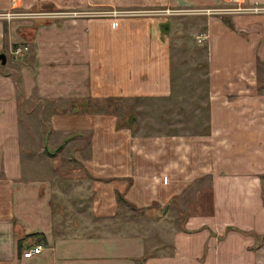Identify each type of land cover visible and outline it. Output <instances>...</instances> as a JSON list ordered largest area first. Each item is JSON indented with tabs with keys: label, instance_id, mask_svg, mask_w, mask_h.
Returning a JSON list of instances; mask_svg holds the SVG:
<instances>
[{
	"label": "crops",
	"instance_id": "1",
	"mask_svg": "<svg viewBox=\"0 0 264 264\" xmlns=\"http://www.w3.org/2000/svg\"><path fill=\"white\" fill-rule=\"evenodd\" d=\"M178 1L199 11L240 8V3L264 7V0ZM31 2L58 8L85 0H0V10ZM202 26L198 34L204 36V45L195 52L187 48V55L199 58L192 63L198 62L202 74L204 129L149 135L115 129L116 121L102 122L101 113L50 108L87 103L98 89L104 96L114 91L126 96L122 84L132 80L126 79L129 56L137 72L131 95L158 100L168 92L174 97L181 83L172 86L170 76L168 80L165 47L148 40L102 43L99 56L104 52L109 61L125 56L126 64L120 65L125 68L116 64L114 69L122 74L112 79L106 74L110 66L96 63L89 41L76 46L59 42L50 29L37 32L29 47L31 58L23 63L17 56L28 45L15 41L10 28L4 37L0 23V53L5 56L0 64V264H264V237L256 238L264 235V11L211 14ZM98 65L105 73L102 83L94 72ZM143 72L147 75L140 78ZM38 106V112L47 114L45 128L22 117ZM32 128L43 130L42 147L56 144L68 131L78 132L79 141L65 159L82 169H50L33 177L28 166L32 148L25 143ZM83 131L89 133L88 141ZM72 139H64L63 147ZM194 183L200 184L191 189ZM116 194L124 204L145 211H153L156 207L150 205L156 203L162 213L178 195L184 214L170 222L166 214L148 221L158 227L153 234L145 229L144 219L115 216ZM55 195L64 198L62 208L55 207ZM34 246H40L39 253L23 258L22 252Z\"/></svg>",
	"mask_w": 264,
	"mask_h": 264
},
{
	"label": "rangeland",
	"instance_id": "2",
	"mask_svg": "<svg viewBox=\"0 0 264 264\" xmlns=\"http://www.w3.org/2000/svg\"><path fill=\"white\" fill-rule=\"evenodd\" d=\"M182 3L178 0L167 4L163 0L151 4H137L129 1L122 3H100L85 0V3L79 5H67L58 8L47 4L34 6L32 2L20 3L16 8L10 7L6 10H0V23L3 26L4 37H7V28H10L15 41L28 45L27 48L22 47L17 56L19 57L17 59L23 60V63H27L31 58L32 51H30L29 47L33 39L38 35L37 32L50 29V31L56 33L54 38L59 42H75L76 46L77 44L89 41L93 52L96 53V63L103 61L105 65L110 66L106 74H111L112 79L122 74L120 70L114 71V69L117 68V65L126 64L122 60L125 56L115 59L112 57L110 61L109 55L104 52L99 56L98 47L102 43H137L138 40H148L154 46L165 47L166 53L164 56L162 55V58L167 64L168 80L170 76L172 86L181 83L180 86L175 88L174 97L167 95L168 92L158 100L131 95L132 89L130 86L134 83L133 76L137 72L136 68L131 67L135 60L129 56V63L126 64L127 67L120 66L128 71L126 79L130 76L132 79L122 84L126 90H123L126 96L115 94V91L108 92L104 96L103 90L98 89L97 95L89 99L87 103H74L72 107L71 103H66L62 106L57 104L56 107L51 106L50 110L59 111L61 110L59 107H62L63 111H68L70 108L75 107L70 110L81 113H101L100 115L103 116L101 118L102 122H106L108 118H111L112 121H116L115 129L127 127L132 134H136L137 132L138 134L146 133L149 135H161L168 132L170 134H185L187 131L199 133L205 126L203 116L204 96L200 93L199 89V79L202 77V74H200L198 62L192 63L193 59L197 61L199 58L195 53L192 54L190 52L187 55V48L191 47L193 52L200 51V47L204 45V41L199 43L196 38L199 36L198 33L203 31L202 25L209 15L200 14L206 16L201 17L197 16L198 14H187V6L184 5L185 3ZM239 6L240 8L232 5L215 7L229 10H236L237 8L244 10L245 6L243 3H240ZM228 22L230 21L228 20ZM190 25H192L191 29L189 28ZM178 49L181 50L178 51ZM149 62L151 61L149 60ZM182 66L185 67L183 68ZM94 72L96 77L99 78V83H102L105 74L102 66L98 65ZM146 72L140 74V78H142V75L145 77L147 75ZM39 108L40 106L32 114L22 115V117L23 120L32 122L35 127L39 123L45 128L47 114L38 112ZM41 131L32 128L25 140L26 144H30L32 152H30L31 160L29 164L28 162L24 164H28L29 169L33 172V177H38L50 171V169H60V171L82 169L80 163H75L74 160L69 158L65 159L67 151L73 146L72 144L79 141L75 137V135L79 134L78 132L68 131L56 144L42 147ZM83 133V139L86 140L89 133L87 131H83ZM54 138L57 140V136H54ZM71 138H73L74 142L70 143L69 146L63 147L62 141ZM62 149L64 153L61 152ZM76 183H78L77 180ZM199 184L194 183L190 188L192 189ZM69 186L70 184L67 182L62 184V187L65 189H68ZM262 186L264 188V176ZM190 196L191 194L187 192V199ZM180 197L184 198L185 196L182 195ZM68 198L69 196L64 200L66 203H68ZM63 199L61 196L55 195L53 198L55 207L58 205L62 208L59 203ZM84 199L82 208L85 210L87 200ZM116 201L118 205L115 216L129 220L144 219L145 229L153 234L155 233V228L158 227L149 225L148 221L154 222L166 214L164 219L170 222V219L181 217L184 214V210L178 205V195H174L167 201L169 210H165L163 213L162 207L156 203L150 205L153 208L156 207L153 211H145V209H137L129 203L124 204L119 194H116ZM68 210L67 205H64L63 213H66ZM55 213L56 215L59 214L58 211Z\"/></svg>",
	"mask_w": 264,
	"mask_h": 264
},
{
	"label": "built area",
	"instance_id": "3",
	"mask_svg": "<svg viewBox=\"0 0 264 264\" xmlns=\"http://www.w3.org/2000/svg\"><path fill=\"white\" fill-rule=\"evenodd\" d=\"M244 10H248V12H261V11H264V7H250V8H246ZM239 9L237 8L236 10L234 9H226V8H213V9H201L200 11L199 10H196V9H187V14H196L198 12L200 13H203V14H208V15H211V14H220V13H233V12H238ZM204 36L202 35H199L196 39H197V42H200L201 40H203ZM13 54H17V51L15 50L13 52ZM40 251V246H34L32 248H29V249H25L23 252H22V257L23 258H29L31 257L33 254H38Z\"/></svg>",
	"mask_w": 264,
	"mask_h": 264
},
{
	"label": "water",
	"instance_id": "4",
	"mask_svg": "<svg viewBox=\"0 0 264 264\" xmlns=\"http://www.w3.org/2000/svg\"><path fill=\"white\" fill-rule=\"evenodd\" d=\"M5 63V56L3 53H0V64L3 65Z\"/></svg>",
	"mask_w": 264,
	"mask_h": 264
},
{
	"label": "trees",
	"instance_id": "5",
	"mask_svg": "<svg viewBox=\"0 0 264 264\" xmlns=\"http://www.w3.org/2000/svg\"><path fill=\"white\" fill-rule=\"evenodd\" d=\"M263 237H264V235H261V236H259V237L256 236V238H259V239H261V238H263Z\"/></svg>",
	"mask_w": 264,
	"mask_h": 264
}]
</instances>
